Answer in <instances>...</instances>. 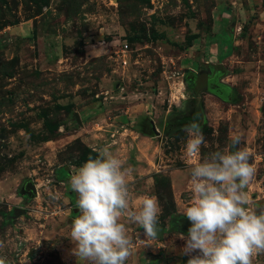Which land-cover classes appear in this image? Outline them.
<instances>
[{"label":"rangeland","instance_id":"rangeland-1","mask_svg":"<svg viewBox=\"0 0 264 264\" xmlns=\"http://www.w3.org/2000/svg\"><path fill=\"white\" fill-rule=\"evenodd\" d=\"M222 72L229 93L217 98L210 89ZM200 97L201 161L230 148V134H242V148L264 144V0H0V264H77L68 235L80 213L69 181L93 149L122 159L131 204L154 196L159 224L172 192L187 207V135L165 126L186 124V107L198 121ZM150 120L159 134L137 130ZM254 168L245 192L259 213L264 156ZM125 220L134 243L143 238ZM252 262L264 264V253Z\"/></svg>","mask_w":264,"mask_h":264},{"label":"clouds","instance_id":"clouds-1","mask_svg":"<svg viewBox=\"0 0 264 264\" xmlns=\"http://www.w3.org/2000/svg\"><path fill=\"white\" fill-rule=\"evenodd\" d=\"M182 131L187 135L185 163L191 170V203L180 213L191 223L187 236H180L187 264H253L252 257L264 253V212L248 207L245 189L255 168L251 152L239 147L242 134H230V148L213 151L201 161L205 138L200 123L193 121ZM93 151L98 154L70 176L80 213L68 235L71 252L77 264H126L134 249L122 217L143 228L145 239H156L161 209L149 196L132 205L129 170L122 159L107 147Z\"/></svg>","mask_w":264,"mask_h":264},{"label":"crops","instance_id":"crops-1","mask_svg":"<svg viewBox=\"0 0 264 264\" xmlns=\"http://www.w3.org/2000/svg\"><path fill=\"white\" fill-rule=\"evenodd\" d=\"M222 45L223 46L221 47L220 50H223V51L228 50V47L226 45H224V44H222ZM214 66L216 67L217 65H214ZM214 66H211L212 69L214 68ZM218 67H220V66L218 65L217 68ZM205 73H206V75H208L210 72H206L205 71ZM220 75H221V77L218 76V75L215 76L216 84H214V82H212L214 77L210 80L213 83L210 90L215 94V96L217 98H221L222 95L229 93V89L227 87H226V90L223 89V87H225V86H223L224 84L222 82V77L224 75L223 72ZM214 85L216 86V88H215ZM219 86L222 87V90H220ZM222 98H224V96ZM228 100H230V97H229ZM206 108H207L206 105L203 103V100L200 97L199 98V110H198V112L195 113V115H196V117L198 119V122L201 125V128H203V125L206 123V116H207ZM183 113H186L184 117L187 119V123L186 124H178V123L174 122V120H170L169 122H167V124L165 126V129H166L165 132L174 131L175 129H178V127H184L185 125H188V124L193 122L192 120H190V114H191V109L190 108L187 109V107H186L183 110ZM117 117L119 118L120 116H116L115 120H117ZM140 117L144 118V115H141ZM139 118L136 121V123L139 121ZM195 121H197V120H195ZM128 123H130V122L128 121ZM145 123H146V125L144 127L145 129H143V125L141 126L138 123L136 125L137 130H139L141 133H143L144 131L145 132H150V129L152 128V130L156 134H159V130L156 127V125L153 122V120L152 121L151 120L150 121H146ZM129 130L130 131L132 130V132L135 131V129H131V128H129ZM135 133L138 135V131H135ZM248 149L250 150V152L252 154L251 159H250V163L252 164L253 167H255L256 163L261 159L262 156H264V144L263 145L262 144H258V145H255L253 147H250L248 145ZM169 175L171 177V179L169 178L170 185H171V190L173 188L176 189V187L178 185V182H179V179H180L179 178L180 174H178V170L171 171L169 173ZM254 191L255 190H253V192H250V195L252 197H255L256 196L255 194H257V192H254ZM146 196H149V195L148 194L144 195V196L141 197V199L143 197H146ZM176 196H177V192H176ZM149 197H154V196H149ZM256 199H258V196H257ZM256 199H255V201H256ZM172 201H173L172 202L173 204H172L171 213H169L167 215V217H166V219H164L163 223L159 224L160 227H163L162 236L156 237V239H147V240H145L144 239L145 236L143 234L144 233L143 228H139L137 225L132 224V226H131L132 229H130V230H134V234L135 233H138V234L141 233L143 238H140L138 236L139 240L137 242H135V243L133 241V249H134V251H133L132 256L126 262V264H183L184 263V262H182L184 260L181 261L179 259V257H176V254L179 253L183 249L184 243L183 244L174 245L175 244L174 242H176V240L180 239V236L183 235V234L185 236H187V232H185L181 228V223H180V219L181 218H186V217L183 214H180L182 210H179V202L177 201L176 198L174 200L173 192H172ZM125 221H126L125 218L122 217V221L121 222L125 223ZM149 244H153V248H151L150 250H148V248H147V246ZM182 258L183 259L184 258L188 259L189 257L187 255L186 256L184 255Z\"/></svg>","mask_w":264,"mask_h":264},{"label":"water","instance_id":"water-1","mask_svg":"<svg viewBox=\"0 0 264 264\" xmlns=\"http://www.w3.org/2000/svg\"><path fill=\"white\" fill-rule=\"evenodd\" d=\"M26 189H27L28 191H31L32 194H33V196H35V194H36L37 191H36V188H35V186H34L33 184H28V185L26 186ZM78 210H79V209H77L76 211H78ZM180 223H181V228H182L185 232L188 233V229H189V227L191 226L190 221H188L187 218H181V219H180ZM162 234H163V227H160V230H159V232H158L157 237L162 236Z\"/></svg>","mask_w":264,"mask_h":264},{"label":"trees","instance_id":"trees-1","mask_svg":"<svg viewBox=\"0 0 264 264\" xmlns=\"http://www.w3.org/2000/svg\"><path fill=\"white\" fill-rule=\"evenodd\" d=\"M171 209H172V208H171ZM171 209H170V210H171ZM169 212H171V211H169Z\"/></svg>","mask_w":264,"mask_h":264}]
</instances>
